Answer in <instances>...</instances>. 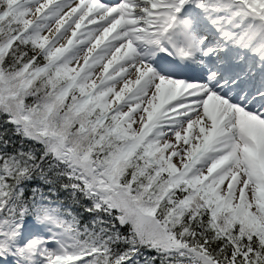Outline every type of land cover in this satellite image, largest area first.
I'll use <instances>...</instances> for the list:
<instances>
[{"label":"snow or ice","instance_id":"6c2138e0","mask_svg":"<svg viewBox=\"0 0 264 264\" xmlns=\"http://www.w3.org/2000/svg\"><path fill=\"white\" fill-rule=\"evenodd\" d=\"M0 126V264H264V0H0Z\"/></svg>","mask_w":264,"mask_h":264},{"label":"trees","instance_id":"16d2710c","mask_svg":"<svg viewBox=\"0 0 264 264\" xmlns=\"http://www.w3.org/2000/svg\"><path fill=\"white\" fill-rule=\"evenodd\" d=\"M2 127V126H1ZM11 137V136H10ZM11 138H13V137H11ZM15 139H17V138H15ZM13 141H14V139H13ZM15 142V141H14ZM77 210V209H76ZM77 211H80V209L78 208V210Z\"/></svg>","mask_w":264,"mask_h":264}]
</instances>
